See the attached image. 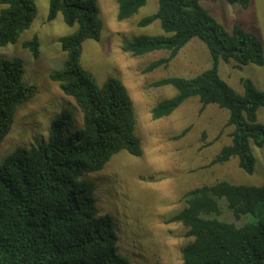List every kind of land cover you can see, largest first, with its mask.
<instances>
[{
  "label": "trees",
  "instance_id": "1",
  "mask_svg": "<svg viewBox=\"0 0 264 264\" xmlns=\"http://www.w3.org/2000/svg\"><path fill=\"white\" fill-rule=\"evenodd\" d=\"M48 21L58 14L70 35L59 39L65 60L49 78L60 92L72 99L81 114L75 130L69 115L62 114L49 127L47 140L30 149L14 150L0 166V264H130L118 249L113 219L101 214L96 204L97 184L89 176L126 152L143 154L136 133L133 102L122 83L107 78L98 86L80 64L82 44L98 41L103 27L97 0H48ZM117 20H130L147 0H115ZM219 0H157L156 11L137 25L159 22L163 32L137 36L124 46L134 57L154 52L167 55L152 62L147 71L180 64V68L153 83L171 87L175 95L152 109L154 120L170 116L190 99L201 108L217 107L228 112L229 143L214 156L212 164L236 159L239 169L252 175L256 159L253 148L264 147V125L257 111L264 109V91L242 80L243 94L236 93L218 75V65L237 68L262 66L264 54L258 38L235 26L227 32L207 12L202 2ZM246 7L247 0H223ZM0 48L17 43L35 17V0H0ZM206 47L211 64L196 71L186 52L191 40ZM38 59L36 35L23 43ZM184 52V53H183ZM177 67V66H176ZM21 59L0 57V144L10 131L16 111L29 102L36 88L23 81ZM69 132V134L67 133ZM184 206L174 216L186 230L188 242L181 251V264H264V216L244 223L259 205L264 206V186L236 185L218 181L189 190ZM228 213L232 221L224 218Z\"/></svg>",
  "mask_w": 264,
  "mask_h": 264
},
{
  "label": "rangeland",
  "instance_id": "2",
  "mask_svg": "<svg viewBox=\"0 0 264 264\" xmlns=\"http://www.w3.org/2000/svg\"><path fill=\"white\" fill-rule=\"evenodd\" d=\"M97 1L103 27L98 41L82 44L80 64L98 86L111 77L125 87L133 102L143 154L138 158L120 152L100 172L89 176L97 184L96 204L101 214L113 219L119 252L130 264H181V251L188 239L185 228L173 218L184 206V195L195 187L222 180L264 186V147L253 148L256 164L252 175L243 173L236 159L212 164L214 156L229 143L231 128L225 126L228 112L213 106L202 109L195 98L170 116L154 120L152 109L176 92L168 86L154 87L153 83L172 75L180 64L147 71L152 62L167 54L159 51L134 57L123 49L137 36L163 34L158 21L147 27L137 25L156 11L157 0H147L136 15L123 22L117 20L115 0ZM48 4V0H35L37 13L31 27L17 43L0 48L1 58L23 61V81L36 88L32 99L16 111L11 129L0 144V166L14 150L30 149L46 141L50 124L62 114L70 116L75 130L81 126L79 109L49 78L65 60L59 39L73 33L76 26L65 25L60 14L48 21ZM202 6L227 32L238 26L254 34L264 54V0H247L246 7L223 0L202 2ZM3 8L0 5V10ZM34 35L40 43L38 59L23 47ZM188 46L186 52L196 71L208 69L211 59L204 44L193 39ZM218 75L238 94H243L242 80L264 91V64L237 68L233 62H220ZM257 121L264 125V109L257 111ZM262 216L264 206L259 205L254 215L243 218L244 223H255ZM224 218L232 221L227 212Z\"/></svg>",
  "mask_w": 264,
  "mask_h": 264
}]
</instances>
